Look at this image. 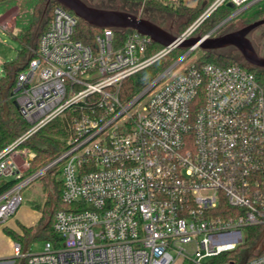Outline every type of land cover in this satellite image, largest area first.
<instances>
[{"label": "built area", "instance_id": "obj_1", "mask_svg": "<svg viewBox=\"0 0 264 264\" xmlns=\"http://www.w3.org/2000/svg\"><path fill=\"white\" fill-rule=\"evenodd\" d=\"M261 1L214 0L181 37L225 3L234 6V19ZM3 17L0 27L15 34V16ZM79 19L54 4L16 75L11 95L30 127L0 152V177L19 179L0 195V226L22 204L23 188L58 163L63 201L77 207L55 214L59 245L46 241L35 253L16 242L15 258L24 264H174L180 258L235 264L224 256L243 248L248 228L264 227V89L256 74L236 64H185L192 50L124 100V81L177 45L149 55L151 37L134 31L116 42L107 27L91 46L75 37ZM68 112V149L26 176L36 153L18 148ZM245 264H264V237Z\"/></svg>", "mask_w": 264, "mask_h": 264}, {"label": "trees", "instance_id": "obj_2", "mask_svg": "<svg viewBox=\"0 0 264 264\" xmlns=\"http://www.w3.org/2000/svg\"><path fill=\"white\" fill-rule=\"evenodd\" d=\"M118 1H121L124 5L123 7L127 10L129 9V11L139 6L141 2H144V17L157 22L162 27L161 20L164 21L166 19L170 21L177 19V23L174 26L176 31L173 32L176 35H181L187 30L208 7V3L203 4L201 0L195 7L186 5L184 0ZM56 3L58 2L50 1L47 4V0H0V15L5 16L6 11L13 6H17L15 8L19 9L16 17L17 32L13 36L21 43L17 60L5 64L6 75L0 80V152L15 142L30 127L29 123L20 115L11 94L15 87L16 75L25 68L26 62L31 56V50L36 46L35 43L38 41L37 38L41 32L39 29L42 27V17L45 13L49 14L50 18L51 9ZM234 9L232 4H223L199 25L194 32L200 35L207 34L229 17ZM238 18L240 16L236 17V19ZM262 18H264V0L259 2L258 9L247 19L246 23ZM101 32L102 28L94 27L84 20L79 19L75 37L85 44L95 46L96 37ZM132 32L134 30L131 29L125 31L115 30V41L122 42ZM163 47V45L153 42L150 45V50L153 49L152 51H156ZM186 51L187 49L177 47L149 67L127 78L123 83L121 91L122 98L129 100L139 94ZM197 61L200 64L212 62L221 66L236 64L246 67L256 74L259 83L264 89V69L253 67L238 56L226 52L204 51ZM70 118L71 114L68 112L65 116L54 119L21 144L22 146L29 147L36 153V156L30 161L26 176L32 175L46 167L68 149L72 133L69 123ZM61 166L62 163L55 164L39 177V179H45L44 190L46 191L47 198L43 203H36L35 201L32 203V206L42 213L38 225H23L20 232L4 227L5 233L16 242L24 245L29 240L43 239L51 241L57 246L63 240L62 236L55 232L53 228L55 214L58 210H72L76 209L77 206L66 204L63 201V181L60 176ZM17 182H19V179L14 176L0 177V195L12 188ZM263 237L264 227L248 228L247 242L243 248L229 252L224 256L223 260L234 259L235 264H245L249 252L263 240Z\"/></svg>", "mask_w": 264, "mask_h": 264}, {"label": "water", "instance_id": "obj_3", "mask_svg": "<svg viewBox=\"0 0 264 264\" xmlns=\"http://www.w3.org/2000/svg\"><path fill=\"white\" fill-rule=\"evenodd\" d=\"M50 1L62 4L80 19L94 27L102 29L108 27L120 31L131 29L151 37L153 42L164 47L177 45L179 48L187 49V52L197 48H201L203 51L215 52L237 50L240 58L247 64L264 69V55L259 53L258 48L250 38L252 31L264 24V18L214 35L221 26L233 18V14H231L205 35L191 34L187 37H181V35L174 34L157 22L129 10L99 7L88 3L86 0H47V4ZM15 105L18 108L16 101ZM21 264H24V262Z\"/></svg>", "mask_w": 264, "mask_h": 264}, {"label": "rangeland", "instance_id": "obj_4", "mask_svg": "<svg viewBox=\"0 0 264 264\" xmlns=\"http://www.w3.org/2000/svg\"><path fill=\"white\" fill-rule=\"evenodd\" d=\"M86 1L92 5L99 6V7L126 9L123 7L124 5L121 3V1H118V0H86ZM213 1L214 0H201V2L203 4L208 3V6ZM185 2L187 4H196L198 2V0H185ZM258 5H259V3L252 5L245 12H243L239 15L240 18H238V19L234 18V20H230L229 22H227L226 24L221 26L215 33L220 32L222 30L234 29V28H238V27H242V26L246 25L247 19L258 9ZM15 7H17V6H13L12 8L9 9L10 11L9 10L6 11L7 13L2 19L12 21V20H14L13 16H15L14 18L16 20L19 9L18 8L16 9ZM130 11L136 12L137 14H139L141 16H144V14H145V12L143 11V5L142 4H140L139 6H136L134 9H130ZM48 20H49V14L44 13V15L42 17V27L39 29L41 32L47 26ZM176 20L177 19H172L169 21V20L165 19L164 21L161 20L160 22L162 23L164 28H166L172 32H175L176 29L174 28V26L177 23ZM194 23H195V21L191 24V26ZM41 32H40V34H41ZM194 34L197 35V32L196 33L194 32ZM38 38H39V36H38ZM38 38H37V40H38ZM250 38L252 39L254 45L261 52V54H264V24L260 25L256 29H254L252 31V33L250 34ZM36 44H37V42L35 43V45ZM20 49H21L20 41L17 38H15L12 33L8 32V31H6L0 27V80L2 78H4L6 75L5 64L17 60V58L19 56ZM152 50L153 49H151L149 51V55H153V54L157 53L158 51H160L161 49L156 50V51H152ZM203 52L204 51L201 48H197L196 50H194L190 54V57L185 61V64L191 63L192 61H197L202 56ZM225 52L229 53L231 55L240 57L239 52L237 50H228ZM183 55H180L179 58H181ZM178 59H176L174 61V63ZM18 149L19 150H24V149L31 150L29 147L22 146V145H20V147ZM17 161L19 163H22L24 161V157L19 155L17 157ZM44 183H45V179L37 178L36 180L31 182L29 185H27L25 188H23V190H22L23 202L21 204V209L19 210L18 214L16 215V216L19 215V219L21 221H26L29 223L33 221L32 224H35L34 219H36L40 215L41 212L38 211L37 209L33 208L29 203L31 201H35L36 203H38V202L43 203V201H45V199L47 198V194L44 192ZM24 217H26V218H24ZM45 243H46V240H43V239L34 240L33 239V240L27 241L24 245L23 244L22 245L24 248L27 247L29 252L38 253V252H41L44 250ZM0 250L3 252H6V254H9L10 256H12L11 259L15 261L12 264H21L23 262V260L21 258H15L14 245L12 246V243H10L9 240H6V239L0 240ZM174 264H188V263L183 258H180Z\"/></svg>", "mask_w": 264, "mask_h": 264}, {"label": "crops", "instance_id": "obj_5", "mask_svg": "<svg viewBox=\"0 0 264 264\" xmlns=\"http://www.w3.org/2000/svg\"><path fill=\"white\" fill-rule=\"evenodd\" d=\"M184 2H185V0H184ZM199 2H200V0H198V2L196 3V4H187L186 2H185V4L186 5H188V6H191V7H195V6H197L198 4H199ZM6 177H8V176H6ZM44 192L46 193V191L44 190ZM46 200V199H45ZM34 201H31L29 204L32 206V203H33ZM44 202V201H43ZM33 207V206H32ZM34 208V207H33ZM21 209V205H20V207L18 208V210L16 211V214L13 216V217H11L8 221H7V223L5 224V225H1L0 226V240H9V242L10 243H12V246L14 245V243H16V241L15 240H13L10 236H8L6 233H5V231H4V227H8V228H11V229H14L15 231H21V227L24 225V226H36V225H38V223H39V220H40V218H41V216H42V213H40V215L36 218V219H34V221H35V224H32L33 223V221L32 222H26V221H21L20 219H19V215L18 216H16L17 214H18V212H19V210ZM36 209V208H35ZM38 210V209H37ZM38 211H40V210H38ZM41 212V211H40ZM24 218H26V217H24ZM29 223V224H28ZM11 257L12 256H10L9 254H6V252H3V251H1L0 250V264H12V262H11Z\"/></svg>", "mask_w": 264, "mask_h": 264}, {"label": "flooded vegetation", "instance_id": "obj_6", "mask_svg": "<svg viewBox=\"0 0 264 264\" xmlns=\"http://www.w3.org/2000/svg\"><path fill=\"white\" fill-rule=\"evenodd\" d=\"M247 24H248V23H247ZM227 30H230V29H227ZM227 30H222V31H220V32L214 33V35H218V34H220L221 32H224V31H227ZM259 53L261 54L260 51H259ZM261 55H264V54H261Z\"/></svg>", "mask_w": 264, "mask_h": 264}]
</instances>
